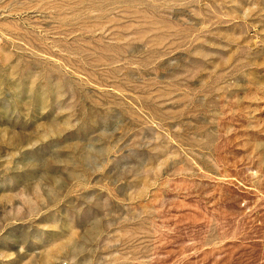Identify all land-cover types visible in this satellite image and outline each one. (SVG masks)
<instances>
[{"label":"rangeland","instance_id":"374dc122","mask_svg":"<svg viewBox=\"0 0 264 264\" xmlns=\"http://www.w3.org/2000/svg\"><path fill=\"white\" fill-rule=\"evenodd\" d=\"M0 264H264V0H0Z\"/></svg>","mask_w":264,"mask_h":264}]
</instances>
